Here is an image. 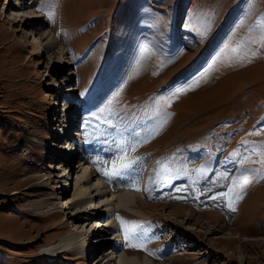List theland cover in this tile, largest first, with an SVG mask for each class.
<instances>
[{
    "label": "rangeland",
    "instance_id": "1",
    "mask_svg": "<svg viewBox=\"0 0 264 264\" xmlns=\"http://www.w3.org/2000/svg\"><path fill=\"white\" fill-rule=\"evenodd\" d=\"M130 27L141 51L94 105L108 41L122 48ZM63 92L92 105L70 109ZM68 115L66 136L78 130L86 148L118 130L134 175L115 177L90 159L91 182L78 181L70 139L52 137ZM58 150L70 155L57 159ZM62 163L71 183L63 177L53 194L48 179L67 173ZM75 181L78 205L68 202ZM128 189L139 205L121 206ZM92 194L97 213L72 219ZM95 217L103 225L83 246L71 228ZM61 237L78 246L44 253ZM96 237L104 245L92 253ZM127 253L164 264H264V0H0V264H96L97 255L120 264Z\"/></svg>",
    "mask_w": 264,
    "mask_h": 264
},
{
    "label": "bare ground",
    "instance_id": "2",
    "mask_svg": "<svg viewBox=\"0 0 264 264\" xmlns=\"http://www.w3.org/2000/svg\"><path fill=\"white\" fill-rule=\"evenodd\" d=\"M126 29V28H125ZM127 30V29H126ZM132 30V31H131ZM131 31V32H130ZM130 33H134V28L133 27H130L128 29V33L127 35H129ZM48 35V34H47ZM112 40V49H116V44L113 43V39L111 38ZM121 47L122 48H125V52L123 53L122 57L125 58L124 60H118L116 65L119 66L120 68V72L124 71V69L126 68V65L128 64V61L131 59V56H132V50L134 47L136 46H130V43L127 42V38L125 40H122L121 41ZM204 54V53H203ZM117 56L119 57L120 56V53L117 54ZM110 57H113V54L110 56ZM198 62V61H197ZM62 70V69H61ZM66 71V70H65ZM62 73V72H61ZM61 97V95H60ZM86 97V96H85ZM65 98V97H64ZM84 98V97H83ZM71 100H74L75 101V104L71 106L70 109H74L76 108V104L77 106L81 107V101L82 99L80 97L78 98H75V97H72L70 98ZM87 100V99H86ZM91 100V99H90ZM89 100V101H90ZM100 100L96 99L95 101H92L93 104L94 102H98ZM91 103V101H90ZM86 104V103H85ZM92 105V104H91ZM95 105V104H94ZM84 106V105H83ZM86 107H90L89 105H86ZM68 109V108H67ZM90 110V109H89ZM70 111V110H69ZM77 111V110H76ZM81 111H84V108L81 110ZM88 113V111H87ZM93 112H89V115H90V118H91V121H95V117L92 116ZM96 116V115H95ZM70 115H68V118L63 116L62 118H60V120L62 121V123L60 124L61 127H62V130H63V134H53L52 137H55V139H59L60 140L62 138H64V135L66 136V133L68 132L67 130L73 126V123L71 120H73V118L70 119ZM82 117H84V115H82ZM97 117V116H96ZM59 118V117H58ZM58 118H56L57 120H59ZM88 122L89 124V127L91 128H97L98 126H93V124ZM58 122V121H57ZM87 124V125H88ZM87 125H86V128H87ZM88 127V128H89ZM59 136V137H58ZM96 136V135H95ZM97 137V136H96ZM117 138H119V132L118 130H111V133H110V143L109 144H105V136H104V133H102L101 135L98 136L97 140H99L101 142L99 148H96L97 149H92V147L90 146L89 149H90V152H91V158L94 159L96 162L99 161L101 164H103L104 168L106 170H109L110 173H112L113 176L115 177H119V174H124V173H131V176L134 175V167H131L130 165L128 167H122V165H126V161L128 160L129 157L123 155L122 151H121V145H120V142L117 141ZM63 140V139H62ZM68 142V141H67ZM95 142V141H94ZM61 144V142H60ZM69 149H70V152L71 149H72V145L69 143ZM94 145V144H93ZM60 146V145H59ZM94 147V148H95ZM107 147H111L112 149V152L110 154L106 153V148ZM70 155V153H68L67 155L65 154V152H62L61 150H58V152L56 153V157L57 159L59 158L60 160H63L64 157H68ZM108 156H110L109 160L106 161L104 158H107ZM71 160V159H70ZM59 161V160H58ZM68 160H66L67 162ZM89 161H83L82 158L78 159V167L81 166V169L78 170V172L76 173V177L75 178H78V176H85V181H88V182H91L89 176L91 174L90 170L88 169L89 167ZM121 167L122 171L120 170L119 172L116 171V168H119ZM63 168V166H62ZM68 168L65 166V169ZM82 169L84 172H82ZM63 170V169H62ZM129 171V172H127ZM131 171V172H130ZM59 172V171H58ZM67 174V173H66ZM51 175V174H50ZM96 175V174H95ZM130 175V174H129ZM97 176V175H96ZM65 177V174H61V172H59V174H53L52 176L49 177V181H53L54 183V191L52 192L53 194H58V192L61 190V188L63 187V185L61 184V181H62V178ZM48 178V177H47ZM84 178V177H83ZM90 179V180H89ZM80 180V178H78V181ZM93 180V178H92ZM99 180V178H98ZM78 181L74 182V184L76 183L77 186H74V196L73 199H70L68 200L69 203L72 202V204H80L81 202L79 201V197L82 196L83 194V189H82V185H78ZM136 181H134L135 183ZM71 183V182H70ZM96 184V183H95ZM71 187H69V189L71 190ZM101 187V185L98 183L97 185H95V188H99ZM116 189V188H114ZM119 189L115 190V192H118ZM123 191L122 194L120 196H118L117 199H119L120 203H121V206L122 205H125V204H129L131 203L133 200L134 202L136 203V205H139L138 203V198L133 196V194H131V191L128 189V190H121ZM85 194V193H84ZM89 197H91V200H89V206H86L84 208H81V206H77L74 211L72 212V219H81L82 218V215H81V211L83 210H91L92 208L95 209L96 207L99 206L98 203H96L95 201V194H92L90 195ZM47 198H51V196H48ZM49 200V199H48ZM80 203H79V202ZM67 202V200L65 201V203ZM135 205V204H134ZM109 204H105V209L106 207H108ZM120 206V207H121ZM127 206V205H126ZM125 208V207H124ZM52 208H50L49 210H51ZM108 211V209H107ZM90 213H97V210H93V211H90ZM48 214H51V212H49ZM108 215V214H107ZM81 217V218H80ZM93 222L91 224V226L89 228H87L89 225L85 224V220H80L78 222H75L74 223V226L71 228V231L74 232L75 231V234H79V237L80 240L78 242H81V244H88L87 241H89L88 239L90 238L89 236L93 233V231L96 229V230H99V228L95 227L97 225H103V221L100 220L99 217H95V218H92ZM93 226V227H92ZM93 228L91 231L90 229ZM59 239V238H58ZM64 239L65 238H60L58 241V243L56 245H52V246H49V247H46L44 248L45 252L44 253H60L62 251H65V250H71L72 247H75V246H78L77 245V240L74 242V241H65L64 242ZM102 240V238H101ZM100 240V238L96 237V238H91L90 241L95 243L94 247L92 246V253H95V252H98L100 250V248L103 247L104 243ZM49 244V243H48ZM87 249V248H86ZM82 250V249H81ZM102 254V253H100ZM99 254V255H100ZM81 257V256H80ZM107 257V256H106ZM105 257V258H106ZM114 257L115 256V253H114ZM152 258L148 256H141V255H133V254H130V253H127L125 256H123L122 258L120 257L121 259V262L120 264H164V263H161V262H155V260L159 259L157 257H154V256H151ZM99 258V259H98ZM113 256H110L108 257L107 259L104 260V257H99L98 255L95 257V263L96 264H116L115 262H113ZM104 260V261H103ZM103 262V263H101ZM173 264V263H172Z\"/></svg>",
    "mask_w": 264,
    "mask_h": 264
},
{
    "label": "snow or ice",
    "instance_id": "3",
    "mask_svg": "<svg viewBox=\"0 0 264 264\" xmlns=\"http://www.w3.org/2000/svg\"><path fill=\"white\" fill-rule=\"evenodd\" d=\"M40 10H43V9H40ZM165 103H167V102H165ZM128 166H129V165H122V167H128ZM162 167H166V166H162ZM158 175H159V173H158ZM136 227H138V225H133V231H134V229H135ZM126 236H127V233H126ZM129 246H130V247H138L139 245H136V244H132V243H130Z\"/></svg>",
    "mask_w": 264,
    "mask_h": 264
}]
</instances>
